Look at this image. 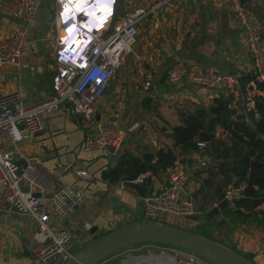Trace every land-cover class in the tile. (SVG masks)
I'll use <instances>...</instances> for the list:
<instances>
[{"label": "crops", "instance_id": "0c3cea01", "mask_svg": "<svg viewBox=\"0 0 264 264\" xmlns=\"http://www.w3.org/2000/svg\"><path fill=\"white\" fill-rule=\"evenodd\" d=\"M36 1L39 8L26 25L27 34L33 40L31 50L20 66L0 65V96L19 91L24 103L31 106L53 94V49L62 36L55 21V0ZM148 5L149 0H119L115 20ZM248 15L250 24H264V0H256ZM22 26L7 13L4 0H0V40L9 38ZM133 52L155 72L151 89L140 91L133 87L131 56H127L122 65L125 66L123 74L117 76L95 107L96 123L115 121L123 133V144L117 155L112 156L104 150H83L85 128L79 118L69 114L68 105L46 118L41 133L18 146L24 157L35 158L43 167L54 169L61 175L64 185L80 188L84 193L83 200L72 213L54 220L58 228L75 235L72 255L97 239L143 223L144 197L121 181L107 182L103 173L115 168L124 153L141 158L143 154L171 147L168 134L180 124L181 114L211 104L219 93L202 88L191 76L215 70L236 77L252 70L245 29L238 24L225 0H175L145 16L137 25ZM175 60L186 64L188 76L179 83L170 84L166 73ZM250 93L252 96L256 92ZM221 134V130H217L216 137ZM177 160L188 175L186 194L194 200V195L201 193L197 192L199 184L191 177L212 165L209 154L199 151ZM73 169L87 170L92 181L76 177ZM145 175L149 177L150 174ZM167 176L168 172L164 178H151L153 186L149 195L159 193L166 186ZM214 190L215 186L204 190L215 198L211 208L202 211L197 218L176 219L174 227L182 230L187 227L188 232L198 230L201 236L249 263L264 264V210H260L261 205L255 210L256 216L244 211L241 215L230 214L224 209L210 215V211L218 207ZM35 230L36 224L31 218L12 211L0 212V264H43L28 254ZM163 246L155 243L132 246L98 264H173V247Z\"/></svg>", "mask_w": 264, "mask_h": 264}, {"label": "built area", "instance_id": "2783aa9c", "mask_svg": "<svg viewBox=\"0 0 264 264\" xmlns=\"http://www.w3.org/2000/svg\"><path fill=\"white\" fill-rule=\"evenodd\" d=\"M96 1L55 0V21L62 36L53 49V94L48 99L31 106L24 103L19 91L0 96V212L12 211L35 222L36 230L28 254L43 264H64L72 256L75 235L58 228L54 220L64 219L72 213L83 200L84 193L80 188L64 185L61 175L54 169L43 167L35 158L24 157L18 146L41 133L46 118L68 105L69 114L79 118L85 128L83 150H104L112 156L117 155L123 144V133L115 121L96 123L95 107L117 79L127 56H131L133 87L140 91L151 89L155 72L133 52L137 25L145 16L175 0H149L147 8L135 9L116 20L118 3L113 9L114 0H103L102 6L94 12L97 25L88 29L86 19H79L78 13L90 9ZM225 1L238 24L245 29L251 72L256 81L264 83V24H250L248 15L256 0ZM4 8L24 26L9 38L0 40V65L20 66L33 44L26 25L34 18L39 3L36 0H4ZM90 37L92 47L83 56L74 57L75 49L88 42ZM68 40L71 43L66 45ZM187 72L186 64L175 60L167 70L166 80L170 84L179 83L187 78ZM191 79L216 93L232 91L235 84V76L215 70L193 74ZM250 85L254 87L253 83ZM246 107L248 110L254 107L250 94ZM254 115L258 118L256 112ZM217 138L226 141L224 134ZM198 146L205 145L199 143ZM19 160L25 162L23 168L18 165ZM73 173L78 178L92 181L87 170L73 169ZM145 177V174L140 175L134 182H141ZM188 181L187 173L176 160L168 171L166 186L159 193L143 198V221L174 227L176 219L193 217L194 204L184 197ZM243 189L244 184L229 185L225 189L223 200L230 210L237 209L236 201L242 197ZM259 208L264 210V204ZM172 252L173 264H212L188 250L173 248Z\"/></svg>", "mask_w": 264, "mask_h": 264}, {"label": "trees", "instance_id": "16d2710c", "mask_svg": "<svg viewBox=\"0 0 264 264\" xmlns=\"http://www.w3.org/2000/svg\"><path fill=\"white\" fill-rule=\"evenodd\" d=\"M253 91L256 92L252 95L254 107L248 110L246 99ZM217 130L226 136V141L216 137ZM168 137L171 147L143 154L141 158L122 154L116 167L103 173V179L109 183L121 181L143 198L152 193V177L164 178L180 156L204 151L209 154L212 165L194 173L191 179L199 184L197 192L202 196L206 195L205 189L215 186L218 207L210 215L224 209L230 214L241 215L244 211L256 216V208L264 204V83L256 81L252 72L237 75L232 91L219 92L208 107L198 106L192 113H182L180 124L172 128ZM199 143L205 146L199 147ZM147 173L149 177L134 183ZM241 184H244L242 197L236 201L237 209L232 211L223 200L224 191L229 185ZM190 233L201 236L198 230Z\"/></svg>", "mask_w": 264, "mask_h": 264}, {"label": "water", "instance_id": "95a60500", "mask_svg": "<svg viewBox=\"0 0 264 264\" xmlns=\"http://www.w3.org/2000/svg\"><path fill=\"white\" fill-rule=\"evenodd\" d=\"M264 141V137H263ZM18 165L23 168L24 161ZM142 243H162L188 250L212 264H251L207 238L157 223L144 222L132 229H120L95 240L64 264H98L109 256Z\"/></svg>", "mask_w": 264, "mask_h": 264}, {"label": "clouds", "instance_id": "9594fccd", "mask_svg": "<svg viewBox=\"0 0 264 264\" xmlns=\"http://www.w3.org/2000/svg\"><path fill=\"white\" fill-rule=\"evenodd\" d=\"M104 3L103 0H97L96 2L93 3V6L86 10V11H81L80 13H78L79 15V19L82 17L83 19H86V26L88 29H93V27H95V25H97V20L94 17V12H96L98 10V8H100L102 6V4ZM118 3V0H114L113 4H112V8L114 9V5ZM69 43H71V40H68L66 45H69ZM92 39L91 37L88 39V42H86L84 45H80L75 49L74 52V57H80L83 56L91 47H92ZM71 47V44H70Z\"/></svg>", "mask_w": 264, "mask_h": 264}, {"label": "rangeland", "instance_id": "374dc122", "mask_svg": "<svg viewBox=\"0 0 264 264\" xmlns=\"http://www.w3.org/2000/svg\"><path fill=\"white\" fill-rule=\"evenodd\" d=\"M124 69H125V66L121 67L118 75H122L124 72ZM184 197L191 200L192 203L194 204V208H195V215L193 216L194 218L200 217V215L203 213L202 211L209 209V207L211 208L213 202H215V198L212 197V194L210 192L204 196H202L201 194H198L196 195V198L194 200L192 199V197L189 198V196L187 195H184ZM183 228H185L184 230H186L187 227H183ZM163 247H166V246H163ZM71 253H72V250H71Z\"/></svg>", "mask_w": 264, "mask_h": 264}, {"label": "bare ground", "instance_id": "6f19581e", "mask_svg": "<svg viewBox=\"0 0 264 264\" xmlns=\"http://www.w3.org/2000/svg\"><path fill=\"white\" fill-rule=\"evenodd\" d=\"M71 1H73V0H71Z\"/></svg>", "mask_w": 264, "mask_h": 264}]
</instances>
